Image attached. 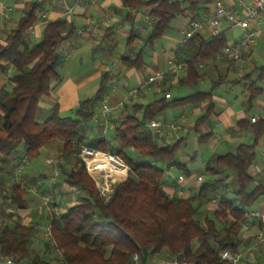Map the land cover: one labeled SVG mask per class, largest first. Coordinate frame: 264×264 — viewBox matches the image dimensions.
Returning <instances> with one entry per match:
<instances>
[{
    "label": "trees",
    "instance_id": "16d2710c",
    "mask_svg": "<svg viewBox=\"0 0 264 264\" xmlns=\"http://www.w3.org/2000/svg\"><path fill=\"white\" fill-rule=\"evenodd\" d=\"M47 1L27 3L0 42V75L12 72L6 85L0 87V192L7 186L9 191L4 196L7 206L18 210L29 207L27 189L19 181L10 182L13 176L8 169L15 161V151L22 148V159L32 162L43 148L58 142L59 153L68 163L58 164L56 177L68 188L77 189L75 204L66 212L58 217L48 212L44 217L56 247L62 251V264H149L153 255L179 263L225 264L220 252L240 246L241 224L249 209L264 196V180H256L250 173L264 134V121L251 123L249 118L237 121V133L249 134L251 142L238 143L233 152L207 161L204 171L208 178L195 194L185 197L168 196L163 190L165 167L177 170L186 179L191 177L185 163L177 160L181 140L166 143L164 139L155 138L147 128L150 120L159 119L166 111L178 107L203 109L204 115L197 119L195 130L215 113L213 91L223 82L217 67H223L226 74L234 68L231 61L215 60L230 43L225 31L213 37L206 32L195 34L171 51L172 58L184 66L176 86L196 87L209 80L208 72L216 68L218 76L211 82L210 91H196L175 100L165 99V89L171 87L166 76L155 87L156 91L153 89L152 100L142 103L144 93H141L137 100L118 109L110 140L102 135L87 142L89 135H97H91L88 127L97 126L96 108L106 99L112 73L101 74L97 91L71 108L73 115H62L58 104L47 110L41 107L53 86L64 81L61 50L76 36V26L71 19L57 18L44 22L39 41L29 43L25 40L27 31L39 23ZM215 1L174 0L168 4L166 0H120L125 11L124 20L131 30L125 41L126 53L118 57L119 68L143 70L149 65V52L155 50L157 42L179 18L187 25L202 19V13ZM144 10L152 24L147 35L141 38L134 31V16L128 11L140 13ZM112 34V28L104 31L100 42L102 49ZM136 40L140 41L139 46L134 45ZM102 49L97 47L96 50ZM255 71H258V78L252 80ZM260 78H264V65L232 81L233 84H247L249 109L262 94V88L257 86ZM157 94L161 96L156 97ZM229 133L234 132L230 130ZM209 136L198 137V144H203ZM80 145L116 154L129 167L126 179L115 186L110 201L104 202L80 164L77 157ZM128 152L146 157L152 163L138 164ZM231 173L236 189L226 188ZM5 174L9 178L1 180ZM209 205L214 207L209 209ZM257 225L261 227V223ZM37 247L35 224L21 223L17 218L12 223L4 220L0 225V256L13 257L26 264H53L45 257L46 251ZM135 255L137 262L133 261ZM256 264H264V261Z\"/></svg>",
    "mask_w": 264,
    "mask_h": 264
},
{
    "label": "crops",
    "instance_id": "0c3cea01",
    "mask_svg": "<svg viewBox=\"0 0 264 264\" xmlns=\"http://www.w3.org/2000/svg\"><path fill=\"white\" fill-rule=\"evenodd\" d=\"M31 1L35 0H0V42H2L6 38L7 31L11 29L16 21L18 20L21 11L24 9L25 5ZM224 4L228 5L229 7L240 10L238 1L239 0H221ZM248 1V0H243ZM129 13H132L134 16V31L135 33L141 37L144 38L150 27H147V25L144 23L146 22V16H145V10L140 13H133L132 11H128ZM209 10L207 12H203L202 16L207 15ZM263 12V11H262ZM45 13L44 19H39V23L34 25L31 29H29L25 35V40L33 43L31 41H38L41 37V30L44 25V22L46 20H54L57 18H66L67 20H72L76 26V36L71 41L66 42L63 46V50L66 53L65 59H70L74 54L75 56L78 55H84L86 59H88V55L90 53V59L91 61V76L85 78V80L89 78H95L99 76L100 71H108L109 70L112 73V80H111V86L109 88V92L106 96V99L104 102H107V104L113 106L118 101H120L125 94L128 92L129 89L132 87H135L139 85L149 74L162 70L165 67H167L168 61L171 60L172 55L167 54V50H164V53L161 54V56L154 57L149 56V66L147 67L146 74L141 77L138 73L140 71L135 72L133 69H126V68H119L118 64V58L115 59L113 55L114 48H118L122 46L121 38L123 35H126L128 32H130L131 28L129 24H127L124 20L125 18V11L120 6V0H48L45 4L43 10L40 13V16ZM262 17V13H261ZM91 18H94L96 20V25L94 27V30L92 28H87L84 33L79 34L78 28L80 26H84ZM150 25V24H149ZM151 26V25H150ZM187 27V23L182 18H179L172 28L169 31V34L166 37V44L167 47H170V51L178 48L180 45V39L182 38V34L185 31ZM108 28H112V36L109 42L105 45V47L102 49V45L100 44L101 39L104 36V31ZM262 32L261 36L258 40L257 46L254 48V51L250 54L249 59L253 56H255V51L257 50V47L260 44V41L264 40V20H262ZM173 32H172V31ZM225 31L226 35L228 36V40L230 42L236 41L241 36V31L236 29H228L223 24L220 27V32ZM171 32V33H170ZM35 43V42H34ZM101 46H100V45ZM97 47L102 50H96ZM156 48V47H155ZM100 53V54H97ZM154 54H157L154 53ZM161 57V60L160 58ZM75 58V57H74ZM74 60V59H73ZM77 59H75L76 61ZM79 59V63H80ZM89 62V60H88ZM249 62V60H248ZM246 62L244 66L248 63ZM110 63V64H109ZM71 66L72 64L69 63L66 66H64V73L68 75V80L66 83L61 82L60 84H56L53 86L50 94L48 97L43 99V103L41 104V107L44 110H47L54 104H58L60 106L61 111H65L67 109H71L77 105L79 101V96L77 94V90L81 89L83 85L85 84V80L76 82V79L80 78L78 76H71ZM258 67V66H255ZM220 71H222V67L220 66ZM143 71V70H141ZM210 70L208 72V76L215 75L216 71ZM217 72V73H218ZM12 72L8 71L5 75H0V87L5 86L7 83V79L11 77ZM217 75V74H216ZM215 75V76H216ZM252 78V77H251ZM128 81H131L133 86L130 88L127 87ZM174 82V81H173ZM115 84L117 88L120 87V89H116L112 85ZM144 98L147 95L146 93L143 94ZM149 95V94H148ZM142 98V100H144ZM141 100V101H142ZM217 101L220 105H223L224 111L222 112L220 110L219 116L216 117V120L213 124V129H210L209 126H207L204 122L200 125L203 127V135H210L205 142L203 143V153L206 151V145L209 140H213V143L210 144V146H213L214 143L222 142L225 145H236L238 143H242L246 139L250 137L247 133H237V126L235 125L237 121L243 120V119H250L252 117H256L259 120L264 121V98H258L254 105L250 108V113L246 116V114L242 111V107H237L235 109H231V107L227 106V102L225 101H218L215 99V96H213V102ZM144 103V102H142ZM216 107V106H215ZM222 109V107H219ZM241 108V109H240ZM201 107L198 106H186L183 107L181 112L177 114L175 117H182L183 119V130L182 132H185V135L189 133V129L195 130V123H188V120L201 113ZM118 109H115L111 113V119L110 121H114L117 116ZM215 112V108H214ZM98 119V118H96ZM97 126H92L90 131L92 134H99L103 130V128L100 126V121H96ZM95 122V123H96ZM99 124V126H98ZM217 124H219L217 126ZM100 129V130H97ZM232 130L234 133L230 134L229 131ZM214 131V133H213ZM105 135V134H104ZM196 138H193V141L197 144V138L198 136L196 134ZM178 139L181 140V143L183 142V136L181 134L178 135ZM236 147V146H235ZM259 148L261 149L259 152V158L261 160L264 159V134L262 137L261 142L259 143ZM17 151V150H16ZM15 151V152H16ZM51 151H48L49 153ZM59 152H57L58 154ZM23 150L18 153H14L15 161H20L22 159ZM51 154V153H49ZM47 154V156L49 155ZM46 156V157H47ZM46 159V158H45ZM28 165V168L24 167L22 171V175L20 174L21 178L19 180L20 184L23 185L26 189L28 194V201H29V207L24 210H18L12 207H8L9 209H6L7 207L0 206V220H8L10 223H12L15 219H19L21 223H26V221H33L36 222V218L40 219L44 222V219L41 218V216L46 214V210L43 209L40 202L43 199L44 195H52L53 201L55 204L59 205L63 203L65 206H73L75 202H73V199L65 198L64 194L56 189V186H64V184L59 180L52 179L51 175V168L48 167L45 164V160L43 161V165L38 162H28L25 160V163ZM67 159L63 158L61 161V164H67ZM262 163L258 160H255L253 166L250 168V173L254 176H260L263 175L262 171ZM251 170L253 172H251ZM173 169H168V175L169 177L164 180L163 184V190L168 196H178V197H185L189 195V193L195 194L197 190H194L193 180H189L185 178V182L183 184H177L176 178L180 174L178 173L177 176L174 178ZM264 179H261L260 181H263ZM10 182H12V179H10ZM29 184L30 187H26L25 185ZM38 185L41 186V188H38L39 190H36L35 192L33 189L35 187H38ZM67 190L69 191V188L67 187ZM8 188L6 187L3 192H0V202H3L2 205H7L4 196L8 193ZM49 192V193H48ZM1 205V204H0ZM264 209V198L260 200L258 203V207L255 210H263ZM6 216V218L4 217ZM9 217V218H8ZM44 217V216H43ZM5 218V219H3ZM15 218V219H14ZM37 226L43 225V224H36ZM35 225V226H36ZM149 264H152L151 262Z\"/></svg>",
    "mask_w": 264,
    "mask_h": 264
},
{
    "label": "built area",
    "instance_id": "2783aa9c",
    "mask_svg": "<svg viewBox=\"0 0 264 264\" xmlns=\"http://www.w3.org/2000/svg\"><path fill=\"white\" fill-rule=\"evenodd\" d=\"M174 0H166L170 4ZM181 1V0H178ZM238 5L240 10H235L224 4L221 0H216L209 8L207 15L202 16V19L191 21L180 39V44L191 38L193 35L206 32L207 35L213 37L220 33V27L224 24L228 29H238L241 31V36L238 40L230 42L224 50L215 57L216 61H231L235 66L240 68L257 46L258 40L262 32V18L261 13L264 10V0H239ZM45 13L40 17L45 18ZM146 23L152 24V20L146 18ZM96 25V20L91 18L84 26L78 28V33L82 34L87 28H92ZM176 61H168L167 67L162 70L149 74L138 86L132 87L128 90L125 96L115 105L111 106L107 102H102L96 108V117L100 120V126L105 131L106 127L113 129L115 123L110 121L111 113L115 109L122 108L125 104L137 99L143 92H149L154 87L159 85L166 76L175 74L177 70L184 71V66ZM165 99H170L171 94L166 91ZM256 117L250 118L251 123L257 122ZM219 124H217L218 126ZM147 128L153 133L155 138L164 139L165 142L171 143L177 138L178 133L183 129L182 117L176 118L174 122L161 121L158 119L150 120L147 123ZM103 131V134L105 132ZM79 152L77 157L80 164L84 167L86 173L95 181L98 187L100 196L109 200L113 194V187L118 183L124 181L127 177L129 167L116 154L101 151L87 145L78 146ZM61 155L49 154L45 159V164L51 168L54 174H57L58 164L60 163ZM25 159L21 160V164L16 166L15 172H20L22 164ZM109 175H120L119 178L109 180ZM196 183L203 182L202 176H197ZM185 177L179 174L176 178L177 184H183ZM75 193L76 188H71ZM35 192L36 190L33 189ZM45 202L47 199H44ZM51 213L56 217L60 216L62 212L56 206L51 207ZM261 223V227H258ZM3 223L0 222V225ZM36 226L38 240H46L49 236V227ZM241 231L243 233L240 246L235 250H223L219 256L225 264H256L259 260L264 261V209L248 211L245 221L241 224ZM137 260V256L133 257V261ZM154 264H190L187 262L179 263L176 260L161 259L157 255L152 258ZM0 264H26L18 261L13 257L0 256Z\"/></svg>",
    "mask_w": 264,
    "mask_h": 264
},
{
    "label": "rangeland",
    "instance_id": "374dc122",
    "mask_svg": "<svg viewBox=\"0 0 264 264\" xmlns=\"http://www.w3.org/2000/svg\"><path fill=\"white\" fill-rule=\"evenodd\" d=\"M261 18H262V20H264V10L262 12V17ZM144 23L147 25V27H150V25L148 23H146V22H144ZM233 30H236V29H233ZM168 34H169V31H167L165 33V35L163 36V38L157 42V46H156L155 50L149 52V56H154V57L161 56L162 57L161 54L164 53V52H161L162 49L167 50V54L171 53L170 47L168 48L167 44H166V37H167ZM128 36H129V32L126 35H123V37L121 38L122 46L118 47L116 49L114 48V52H113L112 56H114L115 59H117L118 57H120L124 53H126L125 41H126ZM31 42L34 43V42H37V41H31ZM134 45L139 46L140 45V41L136 40ZM63 48H64V46L62 47V50H61L62 55H63V59H64V62H63L64 66H66L69 63H71L72 64L71 70H70L71 71V76H78V77L81 76L80 78L76 79L75 83L79 82V81H82V80H85V78L91 76V74H92L91 73V70H92L91 61L92 60L90 59V57H91L90 53L88 55V59H86L84 55L75 56L76 54H74L72 56V58L67 60V59H65L66 58L65 57L66 53L64 52ZM253 51H254V49L251 51V53ZM156 52H157V54H154ZM97 54H100V53H97ZM250 54L246 57V59L244 61V64L240 68H238L237 66L234 65V68H231L230 71L226 74L224 72L223 67H222L223 70L220 72V78H221V80L223 82L220 85H218L215 88V90L213 91L216 100L227 102V106L231 107V109H235L237 107L238 108L242 107V111L246 114V116L248 115V113L251 112L250 109L248 108V103H247V98H248V92L246 90L247 89V84L245 85V82H239L237 84H233L232 81L239 80V78L243 75V73L252 71V69L255 66L264 65V40L260 41V44L257 47V50L255 51V56H253V57H251L249 59ZM161 57H159L160 60H161ZM75 59H77V60L75 61ZM79 59H81L80 63H79ZM88 60H89V62H88ZM173 60H175V59H173ZM176 60H178V59H176ZM248 60H249V62H248ZM176 62L180 63L179 61H176ZM246 62H248V63L246 64V66H244ZM147 67H145L143 69V71H140L138 73L141 77H143L146 74ZM219 69H220V67H217V71H220ZM107 70L110 71L109 68ZM215 70H216V68H215ZM105 71L106 70L100 71L99 76H97L95 78H89V79L85 80V84L83 85V87L81 89L77 90V94H78L80 100H85V99L90 98L91 96H93V94L97 91V89L99 87L101 74L104 73ZM216 74L217 73H215V75ZM62 75L64 77L63 83H66V81L68 80V75L66 73H64L63 71H62ZM180 75H181V70L179 69V70H177V72L175 74H171V75L169 74L167 76V77H169V81H170L171 87L170 86L167 87L165 89V91H169L170 92L172 100L178 99V98H180L181 96H184V95L192 94V93H194L196 91H210L211 87H212V83L211 82L213 80H216L217 76H218V75H216V76L215 75H211L209 80H207L205 82H202L201 84H199L196 87H190V88H183L182 89V88H179V87L176 86V81H177V79H178V77ZM256 78H258V71H255L253 73L251 79L254 80ZM0 79H1V77H0ZM224 80H228V82H230V83H228V82L225 83ZM132 84L133 83L131 81H128L127 87L130 88L131 86H133ZM110 86H111V83H110ZM112 86L115 87L116 89H120V87L117 88V86L115 84H113ZM257 86L262 88V94L259 97L260 98H264V78H260L258 80ZM153 89H154V91H156L155 87ZM153 89L151 91H149V92H143L144 94L146 93L147 95L145 96L144 100H142V102L147 103V102H149L150 100L153 99V96H152ZM159 96H161V94H157L156 95V97H159ZM137 99H135V100H137ZM135 100H133V101H135ZM133 101H131V102H133ZM214 103H215V106H216L215 107V113L204 120V123L207 126H209L210 129H212V130H215V129H213L212 126L214 124V121L216 120V117L219 116L220 110L222 112L224 111L223 105H220L217 101H215ZM219 107H222V109L219 108ZM182 108L183 107H178V108H175V109H172V110H168L164 114H162L159 117L158 120L174 122L176 120V118H177L175 116L181 112ZM62 115H66L67 116V115H73V114L70 112V109H67V110L63 111ZM203 115H204V111H203V109H201V113L196 115V116L191 117L188 120V123H196L197 119L199 117L203 116ZM40 120H43V119L41 118ZM111 122H112V124L115 123L114 121H111ZM98 126H99V124H98ZM201 126H198L197 132L193 131L192 129H189V133H187V135H185V133L187 131L182 132V130H183L182 129L178 133V135L181 134V136H183V142L181 143V145L179 146V149L177 151V160L179 162L185 163V165L189 169V171L191 173V177L189 178V180H193L192 183L194 185V190H197L198 187L200 186V184L196 183V181H195L197 176H202L203 180H206L208 178L207 175L205 174V171H204V166H205L206 162L209 161L212 157H215V156H218V155H222V154H224L226 152H233L234 149H235V146L237 145V144L236 145H233V144L225 145L222 142H218V143H214L213 146H210V144L213 143V140H209L207 145H206V148H205L206 151H205V153H203V144H198V143L196 144L193 141V138H196V136H197L196 134H198V136L199 135H203V127H201ZM88 129L90 131L91 126H89ZM97 130H100V129L97 128ZM103 131L104 130L99 132V134H101V135H95V136H90L89 135L87 137V142L97 140V139L101 138L102 135L104 136ZM215 131L218 132L217 130H215ZM104 132H105V137L110 140L111 136H112V129H110L109 127H106ZM213 133H214V131H213ZM178 135H177L176 139H178ZM244 142L250 143L251 139L248 138L245 141H243L242 143H244ZM21 149L22 148H19L15 152V154L16 153L19 154ZM260 150L261 149L259 147L256 149V158H255V160H258V161H260L262 163L261 165H262L263 175L255 177L256 180L264 179V160H261L259 158ZM48 151H51L49 153H51L52 155H61L60 153L57 154V152L60 151V143L56 142L55 144H53L51 146L43 148L41 150L40 156L35 161L43 165V161L45 160L47 154H49V153H47ZM128 155L131 157L132 160H134V162H136L138 164L152 163V161L150 159H148L146 157L139 156V155L134 154L132 152H128ZM62 159L63 158H61L60 163H61ZM70 159H72V158H70ZM35 161H32V162H35ZM20 164H21V160L20 161H18V160L14 161L13 164L11 165V167L8 169V171L12 173L11 174V176H13L11 178L12 181H14V180L15 181H19L20 178H21L20 174L22 173L24 167H26V169L28 168L27 163L26 164H22V171L20 173H16L15 172L16 166L20 165ZM251 172H253V171L251 170ZM172 173L174 175L173 177L175 178L177 176V174H178V171L177 170H173ZM51 175L53 177L52 179L58 180V182H59L58 177H56V175L54 174V172L52 170H51ZM168 177H169L168 169L165 167L164 180L166 178H168ZM8 178H9V175L5 174V175H3L1 177V180H5V179H8ZM227 181H229L228 182L229 185L226 187L227 189H233V188L236 189V183H235L234 174H232V173L229 174ZM93 182H94V185H95V187H96V189H97V191L99 193L98 187L95 184L94 180H93ZM25 186L27 188L30 187L29 184H26ZM115 186L113 187V193H114ZM38 188H41V186L38 185V187H35V190H39ZM56 189L60 190L64 194L65 198H69V199H73V200L76 199L77 195L75 194L74 191L71 190V188H69V191H68L67 190V186L64 185L63 187L62 186H56ZM45 198L47 199L46 202L44 200ZM263 198H264V196L262 198H260L259 201L257 202V204H255L253 207H251L249 209V211L255 210L258 207V203ZM110 199L109 200L103 199V200H104V202H108V201H110ZM53 203H54L53 196L50 195V194L49 195H44L43 199L40 202V204L43 207V209L46 210V213L51 212L50 209H51V207H54V206L59 208V210L62 213L66 212V209L69 207V206L67 207V206L63 205V203L62 204L59 203V205H57L55 203L53 204ZM0 204H1L0 206L7 207L6 209H9L7 205H2V204H4L3 202H0ZM213 207H214V205H209L208 208L212 209ZM43 216L45 217V215H43ZM43 216H41L42 219H44ZM35 219H36V222L26 221V223H33L35 225L36 224H39V225L43 224V225H40V227H42L41 228L42 231H43L44 227L45 228L46 227L50 228L49 224L47 223V221L45 219H44V222H46L45 224L40 219H38L36 217H35ZM3 221L4 220H0V222H2V223H3ZM45 243L48 245V248H46V249H44V244ZM37 248L40 251L45 250L46 251V256L45 257L47 259H50V261L53 264H62V256H63L62 255V251L59 250L56 247V243L52 239L51 228L49 229V236L47 237L46 240H43V239L38 240V247ZM152 258H153V256H152ZM135 262H137V260ZM151 262H152V264H154L153 260H151Z\"/></svg>",
    "mask_w": 264,
    "mask_h": 264
},
{
    "label": "bare ground",
    "instance_id": "6f19581e",
    "mask_svg": "<svg viewBox=\"0 0 264 264\" xmlns=\"http://www.w3.org/2000/svg\"><path fill=\"white\" fill-rule=\"evenodd\" d=\"M120 175H109V180H114L119 178Z\"/></svg>",
    "mask_w": 264,
    "mask_h": 264
}]
</instances>
